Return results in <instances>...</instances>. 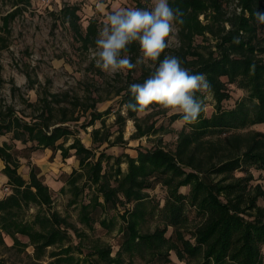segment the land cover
Listing matches in <instances>:
<instances>
[{
  "label": "trees",
  "instance_id": "obj_1",
  "mask_svg": "<svg viewBox=\"0 0 264 264\" xmlns=\"http://www.w3.org/2000/svg\"><path fill=\"white\" fill-rule=\"evenodd\" d=\"M30 1L13 0L14 8L1 16L0 50L9 47V23ZM135 1L139 8H146L139 0ZM224 2L169 0L172 8L183 11L184 23L177 25L179 46L172 50L166 48L160 59L165 55L177 56L190 73H203L215 100L214 111L205 117L202 110L197 122L186 124L188 129L180 130L173 151L156 146L138 151L136 157L125 154V172L120 168V157L114 158L113 174L103 171V160L111 156L104 150L96 156V149L103 143L108 146L123 143L122 125L126 119L134 121L135 137L149 132L152 124L142 129L137 113L126 110V117L117 114L121 129L113 141L110 142L111 132L102 120L101 127L91 130L93 146L86 147L77 136L78 128L93 125L109 113L110 108L98 111L96 104L102 99L92 96L89 89L83 95L69 90H51L50 79L42 83L35 72L24 70L26 88L35 91L36 99L29 101L19 92L20 87L12 85L11 95L17 94L24 108L16 109L0 100V136L8 134L10 139L0 144V160L4 163L1 172L7 177L5 186L8 187V192L0 197V242L7 236L18 243L16 235H24L34 248V256L41 258L47 247L62 244L67 227H74L55 211L50 214L37 211L31 220L24 218L32 205L38 210L49 208L53 199L37 165L29 164L28 178L18 172L17 154L28 157L30 152L49 149L53 154L59 151L63 159L73 154L87 179L95 184L91 200L81 204L80 220L91 226L96 208L116 209L122 205L124 224L123 240L114 257L110 255L109 246L97 247L93 251L94 262H83L67 245L50 251L46 264H122L124 253L129 257H143L148 253L151 258H164L163 261L170 264L168 253L171 250L179 260L201 257L202 260L194 264H264V207L257 204L264 191L260 184H250L251 168L264 171V132L249 129L255 124H264V23L258 17V14L264 15V0H237L240 10L232 12L225 10ZM78 10V5H64L53 12L54 21L66 23L81 48L87 50L95 46L101 23L92 17L83 28ZM200 14L204 23L198 19ZM206 33L215 40L212 45H193L196 35L208 39ZM139 52L138 42H133L121 55H127L134 62ZM129 72V82L122 88L120 100L124 106L134 103L129 85L143 83L151 70L137 78H132ZM3 82L0 74V85ZM231 84L244 89L246 95L232 108L225 109L222 105L230 98L228 87ZM195 95L197 98L199 92ZM153 108L160 106L151 105L150 109ZM82 116L87 120L80 123ZM178 118L181 119V114L171 116L172 121ZM69 138L72 142L65 146ZM70 150H74L72 154ZM82 174L72 170L66 178L72 194L69 205L77 203L84 188L76 185ZM157 184L164 185L168 193L163 206L164 224L153 232H141L139 225L145 219L146 190ZM182 186H189L187 194L179 191ZM60 189L64 191L63 187ZM127 204L131 206L126 207ZM186 205L193 207L202 218L191 234L192 240L179 230L187 221ZM100 222L104 227L112 226L111 221L102 219ZM169 226L173 233L164 237Z\"/></svg>",
  "mask_w": 264,
  "mask_h": 264
},
{
  "label": "rangeland",
  "instance_id": "obj_2",
  "mask_svg": "<svg viewBox=\"0 0 264 264\" xmlns=\"http://www.w3.org/2000/svg\"><path fill=\"white\" fill-rule=\"evenodd\" d=\"M146 8L151 6V0H139ZM103 3L105 5L104 12H100L96 5ZM13 0H0V33L2 32L1 16L14 8ZM78 5L77 11L83 28L90 18H96L103 25L105 13L113 11L119 7L139 8L135 0H31L30 5L17 15L10 23V34L8 36L9 47L0 50V74L4 82L0 85V100L12 104L16 109L24 108L19 102L18 95H11L10 88L12 85L20 87L19 92L27 97L29 101L36 99V93L33 89L26 88V77L24 70H32L37 74L39 80L44 83L46 79H50V89L55 91L69 90L79 95H83L86 89L92 91V96L101 98L97 102V110L102 112L110 108V112L103 115L101 120H96L93 125L85 128H78L77 136L81 139L86 147L93 146L91 141V130L93 127H101L102 120L106 129H109L111 135L110 142L118 135L121 129V122L116 120L117 114L126 117V109L120 103L121 94H123L125 86L128 85L127 73L128 69L123 73H117L115 76H109L101 69L96 67L95 60L91 56V51L95 46L89 47L87 50L81 48L80 42L77 41L67 24L60 23L55 20L53 12H57L64 5ZM21 5V4H20ZM224 8L227 12L237 11V0H225ZM201 22H205L203 14L198 16ZM177 32H178V26ZM228 27V25H227ZM99 28V29H100ZM174 34V39L168 49H175L179 46L178 33ZM208 39L201 35H196L193 39L195 46L212 45L215 40L206 33ZM199 49L204 50L202 47ZM140 55V52L138 56ZM137 56V57H138ZM135 58L134 62L136 61ZM151 70L142 64H138L133 71L129 72L132 78L143 75L144 72ZM225 80V78H223ZM230 98L223 101V108H232L235 103L246 95L244 89L238 88L235 84L229 85ZM120 93H118V91ZM18 92V93H19ZM197 99L202 101L203 115L209 117L214 111L215 100L211 92L202 90L197 95ZM28 111V110H26ZM179 114L171 110L153 108L143 114H136L142 129L152 124V129L141 136H133L136 133V127L132 119H126L122 125L123 143H117L108 146L103 143L96 151L104 150L106 154L111 156L110 159H104L102 162L103 171L113 174L116 167L115 157H120V168L123 172L127 170L126 155L136 157L137 152L145 149H153L156 146H162L164 149L173 151L176 144L177 135L184 127L188 129L186 123L178 118L171 120V116ZM88 118V117H87ZM85 116H82L80 123L85 122ZM249 129L264 132V124H255ZM3 141L10 142L9 135L0 136V144ZM72 142V138L66 141L65 146ZM20 148V144L16 143ZM74 150H70L72 154ZM20 161L18 172L28 178L29 164L33 163L38 166L40 174L44 182L51 189L53 202L51 206L43 207L38 210L37 206L32 205L25 213L24 218L31 220L38 211L41 214H50L52 211L58 212L62 217L74 227H67L66 238H64L60 246L47 247L45 254L41 258L34 256V248L28 244L29 240L24 235H16L18 243L13 242L7 236L3 237L0 242V264H46L49 261L48 253L52 250H58L60 247L70 245L72 253L83 262H94L96 255L93 251L97 247L111 248V256L114 257L123 240L122 226L124 220L121 216L123 213L122 205L116 209L103 210L100 207L95 209L93 213L94 222L91 226H87L80 220L81 204H86L95 194V184H92L84 173V168H79L78 160L72 154L66 158H62L59 151L52 153L49 149L36 150L29 153L28 157H23L21 153L17 154ZM72 170L82 172V176L76 181V185L83 186V190L78 196L76 204L69 205L68 201L72 194L70 185L66 183V178ZM253 179L251 185L260 184L264 191V171L251 168ZM241 173H238V175ZM111 183L114 184L113 177ZM4 187V186H3ZM0 193L4 195L2 189ZM61 187L64 191H61ZM179 191L187 194L189 186H182ZM145 200V219L139 225L141 232H153L156 227L162 228L164 224L163 213L164 204L168 196L167 188L162 184H157L151 189H147ZM99 201H102L99 197ZM257 204L264 207V194L259 197ZM127 204L126 207H130ZM185 213L187 221L180 227V232L185 238H191L192 232L196 226L200 224L202 218L196 213V210L186 205ZM111 221L110 228L104 227L101 220ZM173 228L169 226L164 233V237H169L173 233ZM122 264H167L161 258H151L148 253H144L143 257L135 255L129 257L123 254ZM168 258L170 264H194L200 262L201 257L185 258L179 260L173 250L169 251ZM100 264H103L100 262ZM105 264V263H104ZM115 264V263H112Z\"/></svg>",
  "mask_w": 264,
  "mask_h": 264
},
{
  "label": "clouds",
  "instance_id": "obj_3",
  "mask_svg": "<svg viewBox=\"0 0 264 264\" xmlns=\"http://www.w3.org/2000/svg\"><path fill=\"white\" fill-rule=\"evenodd\" d=\"M96 7L104 12L103 3ZM183 16V11L172 8L169 0H151L148 8L119 7L105 13L95 49L90 50L96 67L109 76L134 69L138 64L151 69L143 83L129 85L134 103L125 104L126 110L143 114L150 111L151 105H158L181 114L186 124L197 122L203 105L195 94L209 88L206 76L190 73L177 56L165 55L160 59L175 38L176 26L184 23ZM258 17L264 23V15ZM133 42H138L140 50L135 63L121 55Z\"/></svg>",
  "mask_w": 264,
  "mask_h": 264
},
{
  "label": "crops",
  "instance_id": "obj_4",
  "mask_svg": "<svg viewBox=\"0 0 264 264\" xmlns=\"http://www.w3.org/2000/svg\"><path fill=\"white\" fill-rule=\"evenodd\" d=\"M3 167H4V163L2 160H0V191L3 186L7 185V177L1 172ZM1 196L2 194L0 193V197Z\"/></svg>",
  "mask_w": 264,
  "mask_h": 264
},
{
  "label": "built area",
  "instance_id": "obj_5",
  "mask_svg": "<svg viewBox=\"0 0 264 264\" xmlns=\"http://www.w3.org/2000/svg\"><path fill=\"white\" fill-rule=\"evenodd\" d=\"M3 193L6 194L8 192V187L7 186H4L3 189H2Z\"/></svg>",
  "mask_w": 264,
  "mask_h": 264
}]
</instances>
